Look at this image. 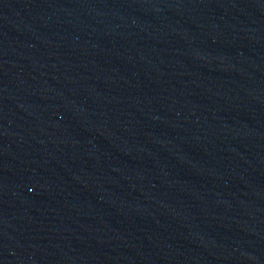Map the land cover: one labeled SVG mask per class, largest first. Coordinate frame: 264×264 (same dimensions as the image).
Masks as SVG:
<instances>
[{
	"label": "water",
	"instance_id": "water-1",
	"mask_svg": "<svg viewBox=\"0 0 264 264\" xmlns=\"http://www.w3.org/2000/svg\"><path fill=\"white\" fill-rule=\"evenodd\" d=\"M0 264H264V0H0Z\"/></svg>",
	"mask_w": 264,
	"mask_h": 264
}]
</instances>
